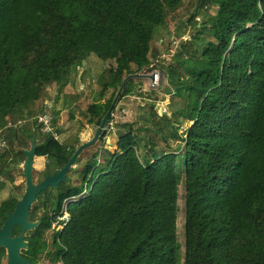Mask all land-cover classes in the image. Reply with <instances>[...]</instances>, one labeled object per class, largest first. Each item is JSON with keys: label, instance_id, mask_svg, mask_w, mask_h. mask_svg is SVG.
<instances>
[{"label": "trees", "instance_id": "16d2710c", "mask_svg": "<svg viewBox=\"0 0 264 264\" xmlns=\"http://www.w3.org/2000/svg\"><path fill=\"white\" fill-rule=\"evenodd\" d=\"M185 1L0 0V120L16 112L32 116L46 87H64L91 55L111 63L115 90L104 102L106 86L83 111L88 126L99 127L111 111L110 122L118 101L134 94L132 78L118 96L125 79L152 71L155 63L161 72L160 87L146 92L145 124H124L115 151L101 163L95 154L79 169L81 185L59 191L51 205L42 193L37 197L30 221L40 225L22 251L32 264L43 257L60 264H264V0ZM211 6L216 15L190 33L192 47L181 42L175 64L162 58L154 49L157 33L182 37ZM187 62L193 67L183 73ZM167 84L180 101L170 116L160 108ZM38 127H22L27 142L18 154L25 158L34 143L36 158L53 161L57 171L81 144L66 147ZM11 131L10 138L20 140ZM107 136L104 130L100 141ZM73 198L71 220L54 227ZM21 199L2 203L0 228ZM0 264H7L4 248Z\"/></svg>", "mask_w": 264, "mask_h": 264}, {"label": "rangeland", "instance_id": "374dc122", "mask_svg": "<svg viewBox=\"0 0 264 264\" xmlns=\"http://www.w3.org/2000/svg\"><path fill=\"white\" fill-rule=\"evenodd\" d=\"M189 5L195 4L196 0H186ZM216 15V8L209 7L200 12L198 17V25L195 28H186L182 30L183 36L177 37L175 35H169L166 31L160 30L156 35V40L154 41V49L161 51L162 58L164 56L165 60L175 64L174 55L176 54L181 42H189V47H192L190 42V33L194 34L197 30H202V26L205 27L204 23H208L214 19ZM209 28V24L207 25ZM205 32L207 29H204ZM174 37L177 43L172 44L170 50L166 48L167 40ZM169 50V51H166ZM173 51L174 53L172 54ZM187 57L184 58L185 62ZM109 66L111 63H105L101 61L97 56L91 55L89 58L84 60L82 64L77 67L69 80V82L61 88H58L56 84H51L46 87L42 99L30 109L32 116L28 115L25 111L19 113H12L5 120H0V206L2 203L8 199L21 198L26 192L25 177L23 174L24 163L26 157H21L18 152L25 148L21 146L20 143H25L24 135L22 134V127L34 128L39 123V118L44 117V113L53 118V123L55 120V132L59 136V140L69 148L77 147L79 144H84L90 141L98 127L88 126L87 120L83 115V111L87 106L93 102H97L101 96L102 91L106 86H109L105 92L104 102L108 101L113 93L114 87H111L114 82V77L109 72ZM193 67L189 62L185 63L182 67L183 73L191 71ZM141 74H144L141 73ZM137 81L134 94L122 98L117 103V111L114 113L118 116V125H115L113 132L109 134L105 139V143L99 141L92 147L86 149L82 154V159L80 164L76 165L73 170L68 174L69 182L60 185L58 188H49L41 194L42 200L47 201L48 204L55 200L57 194L61 190H65L71 187L79 186L82 184V179L79 175V169L84 166L95 154H99L98 163H101L104 155H108V152L113 153L117 147V142L119 135L124 131L122 126L124 124H133L141 127L145 124V118L149 114L148 106V86L147 82L140 78H133ZM130 80V79H129ZM167 92L160 95V100L165 103L168 108L169 116L173 113L172 110L180 104L179 99L172 96V88L167 84ZM142 92V97L138 94ZM147 94V95H145ZM155 96V95H154ZM152 95L151 98L153 99ZM151 99V100H152ZM165 100V101H164ZM163 103V104H164ZM170 104V107H169ZM162 112V111H161ZM160 112V113H161ZM123 113V114H122ZM41 117V118H42ZM16 132L17 140L15 141L10 138V131ZM39 130V127H38ZM11 131V132H12ZM39 133L43 134L41 131ZM44 135V134H43ZM80 145V146H81ZM175 146V145H173ZM79 148V147H78ZM26 150H30L27 148ZM143 152V148H140V153ZM100 165V164H99ZM57 164L48 158H36L34 165V182L38 184L41 182L46 174L51 172L54 173L57 168ZM100 168H96L94 177L98 175ZM12 180L14 182H12ZM89 184H87L88 186ZM185 192L183 186L180 187L179 191V214H178V238L179 243L184 251V221H185ZM51 209V206H50ZM31 232V231H29ZM26 236L28 235V233ZM51 233L49 231L46 235L47 241L51 242ZM38 264H60L47 260L43 257ZM183 264V262L181 263Z\"/></svg>", "mask_w": 264, "mask_h": 264}, {"label": "water", "instance_id": "95a60500", "mask_svg": "<svg viewBox=\"0 0 264 264\" xmlns=\"http://www.w3.org/2000/svg\"><path fill=\"white\" fill-rule=\"evenodd\" d=\"M140 77H143V75L136 74L125 79L118 96L122 93V90L129 79ZM110 113L111 111L103 118L94 137L90 141L79 146L75 154L65 166L57 170L55 173L47 175L44 180L38 184H35L33 176L37 147L32 143L30 150L24 151L26 160L24 163L23 174L25 177L26 192L22 199L17 203L15 210L8 213L7 219L0 228V249L4 248L7 251V264H32L31 261L22 256V251L27 250L28 248V242L26 241L27 232L34 231L40 225L39 222L30 221V210L32 206L41 193L49 188L55 189L60 185L69 182L68 174L76 166L77 160L82 153L99 141L108 123ZM16 228H20L21 230L19 235L14 234Z\"/></svg>", "mask_w": 264, "mask_h": 264}, {"label": "built area", "instance_id": "2783aa9c", "mask_svg": "<svg viewBox=\"0 0 264 264\" xmlns=\"http://www.w3.org/2000/svg\"><path fill=\"white\" fill-rule=\"evenodd\" d=\"M176 43H177L176 39L172 38V44L175 45ZM171 52L172 54L174 53L173 51ZM155 67H157L156 63L150 67L152 71L146 69L144 71V74H142L143 79L147 82L148 89H157L161 85V72L158 69H155ZM163 103L164 102H160V108L162 112H166V106L165 103L164 104ZM114 113L111 114L113 119L107 123L108 127L105 128V130H107L108 132V136L111 132L114 131L115 125L119 123L117 121L118 116L115 115ZM44 115H45L44 117L41 116L42 118L41 117L39 118V123H38L39 131H41L43 134H52L57 140H59V136L53 128V118L47 115L46 112L44 113ZM76 201H78L77 198H73L65 201L60 213H58L54 217L55 218L53 222L54 227H59L61 230L69 223V221L71 220V216L68 207L71 203H74Z\"/></svg>", "mask_w": 264, "mask_h": 264}, {"label": "flooded vegetation", "instance_id": "af4514ba", "mask_svg": "<svg viewBox=\"0 0 264 264\" xmlns=\"http://www.w3.org/2000/svg\"><path fill=\"white\" fill-rule=\"evenodd\" d=\"M45 178V177H44ZM44 180V179H43Z\"/></svg>", "mask_w": 264, "mask_h": 264}]
</instances>
